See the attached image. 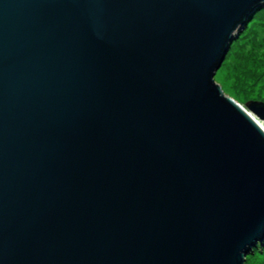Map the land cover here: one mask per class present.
<instances>
[{"label": "water", "instance_id": "1", "mask_svg": "<svg viewBox=\"0 0 264 264\" xmlns=\"http://www.w3.org/2000/svg\"><path fill=\"white\" fill-rule=\"evenodd\" d=\"M264 0H0V264H245L264 103L215 75Z\"/></svg>", "mask_w": 264, "mask_h": 264}, {"label": "rangeland", "instance_id": "2", "mask_svg": "<svg viewBox=\"0 0 264 264\" xmlns=\"http://www.w3.org/2000/svg\"><path fill=\"white\" fill-rule=\"evenodd\" d=\"M214 79L224 95L247 112V102L264 103V8L233 42ZM245 264H264V243L252 249Z\"/></svg>", "mask_w": 264, "mask_h": 264}, {"label": "bare ground", "instance_id": "3", "mask_svg": "<svg viewBox=\"0 0 264 264\" xmlns=\"http://www.w3.org/2000/svg\"><path fill=\"white\" fill-rule=\"evenodd\" d=\"M259 124H260V126L264 129V123L263 122H261V121H257ZM263 245V244H262Z\"/></svg>", "mask_w": 264, "mask_h": 264}]
</instances>
